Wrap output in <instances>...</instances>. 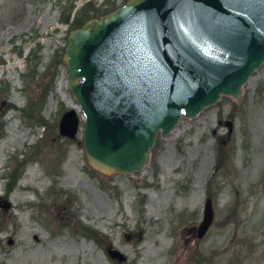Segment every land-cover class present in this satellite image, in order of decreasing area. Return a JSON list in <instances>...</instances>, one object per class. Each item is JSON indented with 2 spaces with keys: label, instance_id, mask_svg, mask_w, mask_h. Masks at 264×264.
<instances>
[{
  "label": "rangeland",
  "instance_id": "374dc122",
  "mask_svg": "<svg viewBox=\"0 0 264 264\" xmlns=\"http://www.w3.org/2000/svg\"><path fill=\"white\" fill-rule=\"evenodd\" d=\"M124 1L0 0V264H264V61L238 101L221 95L157 133L141 169L86 162L65 38ZM207 196L213 220L190 238Z\"/></svg>",
  "mask_w": 264,
  "mask_h": 264
},
{
  "label": "water",
  "instance_id": "95a60500",
  "mask_svg": "<svg viewBox=\"0 0 264 264\" xmlns=\"http://www.w3.org/2000/svg\"><path fill=\"white\" fill-rule=\"evenodd\" d=\"M263 61L264 0H125L88 18L67 31L62 54L86 162L104 174L141 169L157 133L221 95L238 101ZM76 126L71 107L58 131L72 136ZM212 219L207 196L196 238Z\"/></svg>",
  "mask_w": 264,
  "mask_h": 264
},
{
  "label": "trees",
  "instance_id": "16d2710c",
  "mask_svg": "<svg viewBox=\"0 0 264 264\" xmlns=\"http://www.w3.org/2000/svg\"><path fill=\"white\" fill-rule=\"evenodd\" d=\"M86 5H88V2H86L85 6ZM70 8H71V4L68 6L67 9H70ZM7 189H9V186H6L5 190H7ZM85 228H86V230H85ZM85 228H83L82 230L80 229V232L79 233H81L83 235H86V236L95 237V235H96V232L95 231L91 230L88 227H85Z\"/></svg>",
  "mask_w": 264,
  "mask_h": 264
},
{
  "label": "flooded vegetation",
  "instance_id": "af4514ba",
  "mask_svg": "<svg viewBox=\"0 0 264 264\" xmlns=\"http://www.w3.org/2000/svg\"><path fill=\"white\" fill-rule=\"evenodd\" d=\"M209 196H211L210 194H208ZM212 199L210 198V204H211V207H212ZM204 202H205V199H204V201H203V203H202V205L204 204ZM201 211H202V207H201ZM212 213H213V209H212ZM213 220V219H212ZM194 227H195V225H192V226H190L189 228H188V236L190 237V238H192V237H195V231H194ZM205 234V233H204ZM189 238V239H190Z\"/></svg>",
  "mask_w": 264,
  "mask_h": 264
}]
</instances>
